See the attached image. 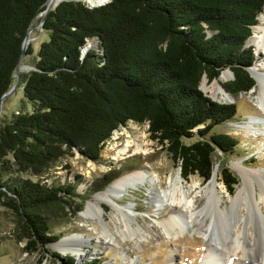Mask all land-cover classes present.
<instances>
[{
    "label": "trees",
    "instance_id": "16d2710c",
    "mask_svg": "<svg viewBox=\"0 0 264 264\" xmlns=\"http://www.w3.org/2000/svg\"><path fill=\"white\" fill-rule=\"evenodd\" d=\"M47 3L0 0V99L16 81L28 29L44 17L48 33L35 70L20 78L31 111L0 126V198L15 208L23 238L35 248L58 239L45 212L69 208L77 197L74 183L42 177L74 150L98 160L113 131L129 121L148 123L184 179H210L214 153L231 154L238 145L214 131L236 105L210 99L200 81L229 69L232 78L222 84L229 95L254 87L247 70L254 54L245 44L264 8V0H62L44 14ZM219 176L232 194L237 177L226 165ZM54 256L72 264V257Z\"/></svg>",
    "mask_w": 264,
    "mask_h": 264
},
{
    "label": "rangeland",
    "instance_id": "374dc122",
    "mask_svg": "<svg viewBox=\"0 0 264 264\" xmlns=\"http://www.w3.org/2000/svg\"><path fill=\"white\" fill-rule=\"evenodd\" d=\"M85 1L96 4L92 0ZM260 16L264 17V8L258 16V24H261ZM39 22L38 19L33 23L27 37L29 44L25 49L30 47L31 53L24 54L20 59L18 67L19 83L13 92L3 99L0 111V126L9 120L14 113L29 112L32 109L31 103L23 96L20 78L26 76L32 70L40 44L48 39V33L41 29ZM245 46L250 47L254 54L253 63L248 67L249 72L251 73V68L254 66H260V70L264 72V51L257 52L250 39L246 41ZM223 71L230 73L226 81L232 78L230 70L224 69L221 72ZM203 78L205 79L204 84H202ZM203 78L199 87L207 97L219 103L234 102L236 105L234 117L214 129L215 132L227 133L233 136L238 142L235 151L231 154L222 155L218 151L214 153V170H216L217 176L215 189L217 195L220 196L218 206L226 212L216 213L213 208H209L205 213L210 215V220L208 219L211 221L209 237L220 240L234 234L233 223L238 222L241 213L246 215L249 210L245 201H239L237 203L239 207L231 211L230 198H233L242 182L236 170L231 168L232 165L243 166L247 170L260 171V173L252 175V185L247 186L248 189L253 188L255 190V198L258 201L260 185L264 181V130L262 124H258L257 127L259 128L257 129H239L233 125L243 124L250 117L262 118L264 113L259 109L256 102V92H253L254 88L257 91L256 81L254 87L247 93L240 94L236 99L232 97L231 100L224 101L221 99L222 94L219 92L214 94L211 90V83L216 78L211 81L206 76ZM226 81L221 82L220 85ZM252 126L255 127L256 125L253 124ZM115 131L117 134H115ZM126 134L144 136L150 152L148 154L129 155L120 159L116 155V150L124 144ZM221 165H226L237 177L238 182L232 194L227 191L220 180L219 167ZM137 169L148 172V179L137 187L126 189L117 198V201L122 205L131 204L133 208L131 217H133V220L130 223L137 229L139 234L128 237L124 225L127 220H124L119 213L113 211L109 205L102 203V216L104 222L108 223V233L112 238L110 241L105 240L101 235L104 223L95 215H83L82 212L85 210L86 203L95 193L105 189L114 179ZM152 171L160 176H166L163 179L164 183L161 184L162 188L167 187L170 175L172 177L176 174L181 176L180 168L176 165L166 147L151 139L148 123L139 124L129 121L125 126H120L114 130L110 138L104 143L98 160H88L75 150L72 155H63L42 177L44 182L48 184L51 182L75 184L77 197H74V200H69L71 203L69 208H57L45 212L50 223V234L55 235L58 239L44 248H35V243L28 242L23 238L24 229L15 208L0 198V264H58V258L54 256V253L58 254L59 257H72V264H131L132 261L134 264H199L207 253L208 240H203L197 234L174 237L164 228L162 222L168 216L169 208H157L150 201L154 190L159 187L158 181L154 184L148 181ZM181 178L186 189H189L192 182L199 183L200 187L191 192L190 198L194 196L195 206H203L206 202L205 186L209 180L204 181L197 175H190L187 179L182 176ZM259 206L264 212V199L263 202H259ZM239 224V230L245 228L242 233L247 239L250 238L256 241L261 235L257 223L252 218L246 221L242 219ZM182 225L185 229L186 225ZM68 235L76 236L75 243L81 251V256H74L70 252L63 253L59 248L53 247V244ZM243 261H245V258L241 254H233L230 258L221 256V261L218 264H244Z\"/></svg>",
    "mask_w": 264,
    "mask_h": 264
},
{
    "label": "bare ground",
    "instance_id": "6f19581e",
    "mask_svg": "<svg viewBox=\"0 0 264 264\" xmlns=\"http://www.w3.org/2000/svg\"><path fill=\"white\" fill-rule=\"evenodd\" d=\"M56 1L57 0H49V4L53 5ZM102 1L104 0H93L95 3H100ZM259 19L261 24H257L253 27L254 35H251L250 37V42L255 45L257 52L264 51V17L260 16ZM28 44L29 40L27 39L24 43V47ZM260 68V66L252 67L251 74L255 78L257 86V91L256 88L253 90V92H256L255 99L259 109L264 113V72H262ZM229 76V72L223 71L211 83L212 92L214 94H217L218 92L222 94L221 99L224 101L232 99V96L226 94L223 90L224 88L220 85V83L226 81ZM204 83L205 79L203 78L202 84ZM260 123L262 124V129L264 130V117H250L247 122L243 124H234L233 126L239 129H257L259 128L257 126ZM253 124L256 126L253 127ZM115 134H117V132ZM125 137L126 140L124 144L116 150V155L119 156L120 159L129 155L148 154L150 152L147 148L148 143L145 142L144 136H130L126 134ZM231 168L236 170L242 181L233 198H230L231 211L236 210V208L239 207V205H237L239 201H245L249 210L247 209L248 212L246 215L241 213V215H239L238 222L233 223L232 228L234 229V234L230 237H224L220 240L209 237L211 221H209L210 215L206 214L205 211L209 208H213L216 213L222 214L226 212V210H222L218 206L220 196L217 195L218 193L215 189V185L217 183L216 170H214L211 178L205 186L206 202L201 207L194 205V196L190 198L191 192L200 187L198 182H192L189 189H186L181 176L176 174L174 177L170 175L168 177L167 187L162 188L161 184L164 183L163 179H165L166 176H160L155 171L151 172V176L148 181L152 184L158 181L159 187L154 190L150 201L152 205L157 208H169V214L163 220L162 225L170 234H172V236L179 237L185 234H197L203 240H208L207 253L200 260L199 264H218V262L221 261V256L230 258L233 254H241V256L245 258V261H243L244 264H264V212L259 206V202H263L264 199V181L260 185L258 201L255 198V190L253 188L250 190L247 186L252 185V175L260 173V171L247 170L243 166L238 167L235 165H232ZM148 176V172L141 169L125 173L114 179L107 187H105V189L95 193L91 199L87 201L85 210L82 213L85 216L95 215L104 223L101 235L105 240L107 239L110 241L112 238L108 233V223L104 222L102 216V203L109 205L113 211L119 213L124 220H127L124 225L126 232L128 233V237H133L134 235L139 234L137 229H135L130 223V221L133 220V217H131L133 215V208L131 207V204L122 205L117 201V198H119V196H121L126 189L137 187L139 184L146 182ZM241 218L245 221L252 218L257 223L261 235L258 234L260 236L257 239L254 237L256 241L250 238L247 239V237L242 233L245 228H243V230H239V221L242 220ZM182 224L186 225L185 229H183ZM75 239L76 236L68 235L62 238L59 242L53 244V247L59 248L63 253L70 252L74 256H81V251L77 247ZM131 264H134L133 261Z\"/></svg>",
    "mask_w": 264,
    "mask_h": 264
},
{
    "label": "water",
    "instance_id": "95a60500",
    "mask_svg": "<svg viewBox=\"0 0 264 264\" xmlns=\"http://www.w3.org/2000/svg\"><path fill=\"white\" fill-rule=\"evenodd\" d=\"M60 1H62V0H57L54 4V6H56ZM106 0H104V1H102V2H100V3H96V5H99V4H101V3H103V2H105ZM51 7H52V5L51 4H49V0H48V3H47V6H46V8H45V10H44V14H46L50 9H51ZM43 21H44V17H42V19L40 20V22H39V24H40V26L42 25V23H43ZM31 28H32V26L28 29V31H27V34H26V36H25V38H24V40H23V43H22V48H21V54H20V59L22 58V56L24 55V53H25V47H24V43H25V41H26V39H27V37H28V34H29V32H30V30H31ZM19 59V60H20ZM20 62V61H19ZM18 67H19V63L17 64V67H16V69H15V76H16V81H15V83L12 85V87L7 91V92H5L2 96H1V99H0V111H1V106H2V102H3V99L4 98H6L8 95H10L11 94V92H13V90L17 87V85H18V83H19V74H18ZM32 70H35V68L33 67L32 68ZM229 70V69H228ZM247 70H248V68H247ZM248 72H249V70H248ZM232 73V72H231ZM249 74H250V76L255 80V78L253 77V75L249 72ZM203 78V77H202ZM226 92V91H225ZM227 93V92H226ZM228 94V93H227ZM233 97V96H232ZM234 99H236V97H233ZM232 103H234V102H232ZM212 173H213V171H212ZM211 176H212V174H211ZM211 178V177H210Z\"/></svg>",
    "mask_w": 264,
    "mask_h": 264
}]
</instances>
